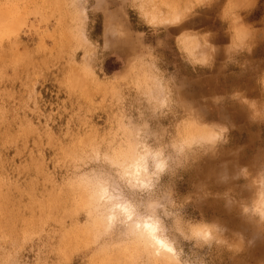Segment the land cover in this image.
Returning a JSON list of instances; mask_svg holds the SVG:
<instances>
[{"label": "rangeland", "instance_id": "374dc122", "mask_svg": "<svg viewBox=\"0 0 264 264\" xmlns=\"http://www.w3.org/2000/svg\"><path fill=\"white\" fill-rule=\"evenodd\" d=\"M238 20L264 27V0H0V264H179L166 219L200 264H264V32L228 63L229 25L230 52L249 40ZM204 34L218 51L193 71L173 41L206 64ZM157 40L182 86L163 120L154 113L171 103L168 87L142 48ZM186 104L229 131L187 170L183 215L154 191L169 161L158 140L174 133L183 155L225 131L191 112L178 120ZM101 162L118 182L98 175Z\"/></svg>", "mask_w": 264, "mask_h": 264}, {"label": "clouds", "instance_id": "9594fccd", "mask_svg": "<svg viewBox=\"0 0 264 264\" xmlns=\"http://www.w3.org/2000/svg\"><path fill=\"white\" fill-rule=\"evenodd\" d=\"M255 2L256 0H253V3ZM178 24L179 21L174 26H178ZM235 26L237 28L240 27L245 28L248 31L249 40L246 42V46L244 48L235 52H230L228 49L229 46L232 44V31H231V25H229L228 44L224 49V53L227 57L228 63H235L238 57L250 55L253 51V48L256 46L255 38L257 33L264 32V27L257 29L252 25L245 24L241 20H238ZM153 35L154 36L159 35V33L154 32ZM196 37L200 41L202 50L206 54L210 55L211 59L209 63L206 64L191 63L179 51V49L176 46L175 40L173 41V44L176 47L177 52L180 54L181 61L184 64L188 65L193 71H196L197 69H211L218 49L216 46H214L212 43L209 42L207 34ZM161 39H163L162 36ZM159 47H160V40H157L156 47H151L147 43H144L142 46L143 55H146L147 51L151 50V55L152 57L155 58L156 71L154 75H156L160 80H162L167 85L170 94L171 103L168 105V107L158 109L154 113V114H158L159 117L163 120L165 117H167L169 114H171L174 111L177 103V98L182 86L176 82V77L174 75H170L168 69L162 66L161 60L157 55V50L159 49ZM256 101L258 103L264 102V96L257 95ZM189 112H191L194 118L199 119L201 123L220 126L219 124L213 122L215 119L218 118L216 113L208 109H204V110L197 109L192 104L185 105L183 115L178 120L187 118ZM260 124H264V122H261ZM164 126L167 127L166 124ZM220 127L225 130L222 141L218 142L214 147L206 146L205 148H193L191 151H186L183 155L176 154L171 148V141L172 139H174V133H170L167 139H165L164 137H160L158 140L160 146H166L165 156L169 157V161H168L167 169L164 171L163 174L160 175L159 180L155 182L154 191L157 194L165 191L170 192L172 200L177 205H183L182 208L183 215H185L186 211L192 208L191 200L190 198H188L186 201L185 198L187 197H185L184 194L178 193V188L182 183H185V174L192 164L196 163L199 159L208 155L209 153L215 154V151L218 148V146L227 143V133L229 129L227 127H222V126ZM250 159H254V156L250 157ZM97 173L102 179H107L110 176L112 181L118 182L119 180V177L116 175L115 171L110 170L107 167V165L104 164L103 162L97 165ZM190 187L191 186L189 185V191H190ZM166 222H168L171 225L172 240L174 242V247L178 252L181 253L179 264H200V261L195 259V257L198 255L197 247L191 241L185 240L179 233H177L174 230V228L172 227V221L170 219H166ZM215 264H225V262L221 260H217Z\"/></svg>", "mask_w": 264, "mask_h": 264}, {"label": "bare ground", "instance_id": "6f19581e", "mask_svg": "<svg viewBox=\"0 0 264 264\" xmlns=\"http://www.w3.org/2000/svg\"><path fill=\"white\" fill-rule=\"evenodd\" d=\"M178 18H179V16H177L176 14L173 16V18H171V19H169L170 21H172V22H174V21H176V20H178ZM168 19V18H167ZM166 19V20H167ZM147 225L145 224V226H144V229H145V231H142L143 233H149V232H146V230L147 229H149V228H147L146 227ZM149 227V226H148ZM151 228V227H150ZM143 229V230H144ZM149 231V230H148ZM146 235H148V234H146ZM151 234H149L148 236L150 237V239H151V241L153 242V244L157 247V249H159V248H164V249H167V250H170L169 249V247H167V246H165V244L159 239V238H157V237H155L154 235H152V236H150Z\"/></svg>", "mask_w": 264, "mask_h": 264}]
</instances>
